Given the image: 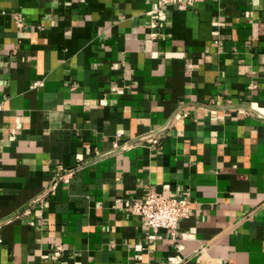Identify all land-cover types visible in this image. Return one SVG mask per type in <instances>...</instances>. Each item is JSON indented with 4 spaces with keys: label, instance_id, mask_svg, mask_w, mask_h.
<instances>
[{
    "label": "crops",
    "instance_id": "0c3cea01",
    "mask_svg": "<svg viewBox=\"0 0 264 264\" xmlns=\"http://www.w3.org/2000/svg\"><path fill=\"white\" fill-rule=\"evenodd\" d=\"M176 256L264 264V0H0V264Z\"/></svg>",
    "mask_w": 264,
    "mask_h": 264
},
{
    "label": "built area",
    "instance_id": "2783aa9c",
    "mask_svg": "<svg viewBox=\"0 0 264 264\" xmlns=\"http://www.w3.org/2000/svg\"><path fill=\"white\" fill-rule=\"evenodd\" d=\"M178 2L182 5H192L197 0H158L159 6H166L171 2ZM18 24H20L18 22ZM40 85L36 82L33 86ZM163 134V129L152 131L147 137V147L150 149H158L160 137ZM73 169H64L58 167L54 178L50 184V189H54L59 182H66L68 177L72 175ZM130 209L145 217L147 225L153 230L164 228L167 229L173 238L180 236L178 225L182 218L186 217L190 209V201L187 198L178 196H160L153 187L147 189L141 200L134 201ZM63 253L62 245L53 247L51 258L57 259ZM184 260L176 256L170 264H183Z\"/></svg>",
    "mask_w": 264,
    "mask_h": 264
}]
</instances>
